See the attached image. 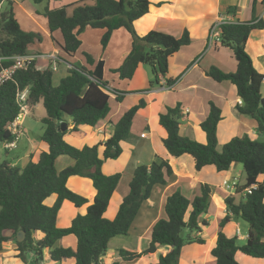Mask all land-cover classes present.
Instances as JSON below:
<instances>
[{"label":"trees","instance_id":"obj_1","mask_svg":"<svg viewBox=\"0 0 264 264\" xmlns=\"http://www.w3.org/2000/svg\"><path fill=\"white\" fill-rule=\"evenodd\" d=\"M32 1L39 5L49 0ZM256 5L257 0H254L252 21L220 26L221 45L233 52L236 71L225 73L211 67L205 74L218 83L230 82L236 88L237 97L242 101L236 109L256 121L258 138L252 139L248 134L235 137L219 151L217 130L223 120L219 107L210 103L209 115L200 125L206 137L204 144L181 135L183 113L179 104L167 108L158 118L167 158L156 159L150 165L140 164L134 169L129 192L113 220L108 219L106 213L122 174L105 175L102 166L122 155L121 142L131 137L135 116L146 103L141 101L128 110L105 142L79 149L65 141L68 129L59 130L60 124L72 120L75 125L70 131L77 133L82 127L99 128L109 118L111 97L105 92L109 84L104 80L102 60L95 62L91 55L85 54L87 65L94 69L73 65L56 87L53 85L54 72L39 69L36 60H31L0 85V146L12 143L17 137L11 126L21 115L18 94L26 90L29 109L42 104L46 111L42 119L44 134L39 139L47 145V150L40 151L37 160L31 159L25 167L13 165L8 160L0 163V252L4 244L13 242L17 247L16 257L27 264H43L45 252L49 253L52 264L69 260L75 264H101L109 242L115 237L129 236L138 213L151 198L153 190L168 184L173 176L169 159L188 156L196 173L207 166H214L218 173L227 172L233 165H242L245 173V184L236 187L235 195L223 196L228 213L220 222V231L210 251L215 264H241L238 253L264 260V141L261 140L264 137V96L261 92L264 75L255 69L246 51L252 31L264 29V23L256 17ZM149 7V0H82L68 7L45 9L44 16L51 34H61L62 43L57 46L69 57L80 49V36L87 28L104 32L103 49L114 32L128 31L132 37L131 50L112 73L121 81H131L139 66H147L158 84L160 78H166L169 73L170 58L192 40L187 30L179 38L157 30L139 36L134 23L149 12ZM38 40H41L40 34L21 28L13 4L7 0L6 8L0 13V58L31 56L29 48ZM60 61H63L62 57ZM13 65V61L2 62L0 72ZM173 82L169 79L168 85ZM117 100H121V96L117 95ZM5 154L10 152L6 149ZM61 156L69 157L74 164L58 172L56 161ZM73 177L92 182L96 191L92 202L69 188V180ZM211 194L210 185L201 184L192 199L180 190L169 195L164 205L165 218L152 227L148 249L140 254L120 250L122 261L131 263L166 247L169 251L160 256L158 264H179L185 246L205 244L198 235L208 226L204 217L212 203ZM52 196L56 197L55 203L48 206L46 201ZM235 196H241L239 203L235 202ZM65 202L78 209L87 206V209L85 213H78L69 227L62 228L58 225V217ZM231 216H237L249 225L246 243L242 246L238 245L237 237H229L224 232ZM22 231L26 237L23 242H18V233ZM71 236L77 240L74 248L62 244ZM27 254L32 255L30 261H27Z\"/></svg>","mask_w":264,"mask_h":264},{"label":"crops","instance_id":"obj_2","mask_svg":"<svg viewBox=\"0 0 264 264\" xmlns=\"http://www.w3.org/2000/svg\"><path fill=\"white\" fill-rule=\"evenodd\" d=\"M80 1H71V4ZM11 2L14 12L19 11V15L26 21L25 29L20 24L21 28L26 32H34L41 36V40H38L30 46L29 51L33 54L30 58L57 53L59 58H63V61L58 63L57 70L53 72L59 73L61 69H64L62 71L65 77L68 75V70L77 63L90 70L94 69L93 66L90 67L87 65L85 54L91 55L95 62L101 60L104 62V80L108 82L109 87L113 91H116V95L111 97L110 101L111 112L109 118L101 127L81 128L83 131L81 134L82 140L77 148L81 149L85 145L94 146L105 142L111 137L119 119L128 110L136 106L135 104L138 98H145L148 101L145 106L146 109L141 114L143 128L147 132V134L141 133V144L135 142L130 144L125 143L122 148V155L118 159L104 162L102 166V172L105 175H113L120 172L125 174L113 196L115 200L112 198L110 202L106 213L108 219L113 220L116 217L119 204H121L124 197L128 194L129 183L134 169L140 164L150 165L156 159L167 158V154L162 145L164 133L158 121L159 115L166 113L167 108L175 107L178 104L181 106L183 113L180 130L181 135L202 144L206 143V137L200 125L209 115L210 103H214L219 107L223 115V120L218 125V139L220 138V127L226 123L227 117L232 122L229 128L223 129V133L227 137L234 138L248 134L252 139L258 138V125L256 121L250 117L241 115L236 109V105H240L239 102L241 101L237 97L236 88L230 82L218 83L205 74V70L211 67H217L225 73H233L236 71L237 61L230 49L223 47L221 43L208 47L209 33L215 22L221 18H225L230 22L252 21L254 0H149V12L134 23L135 31L139 36H145L150 31L157 30L179 38L187 30L192 40L190 45L183 47L170 58L169 73L163 79L167 83L169 79L174 82L169 85V90L163 91L159 89L160 83L152 86L144 66H139L131 81H121L117 75L112 73L113 70L118 69L122 65L131 50L132 37L128 31L121 29L114 32L108 46L103 50L101 38L104 32L87 28L80 36L82 41L80 49L73 57H69L57 46V43H62L61 34L59 32L51 34L47 19L42 13L34 11L35 14H31L26 11L24 8L26 4L25 0H11ZM4 6H7V0H0V8ZM230 12L233 13L231 14ZM256 12L258 20L264 23V0H257ZM246 51L251 57L255 69L264 75V29L252 31L246 44ZM39 60H43L42 65ZM36 62L39 69L52 70L50 62L47 59L36 58ZM117 95L121 96V100H117ZM28 110L24 116L26 118L33 115L36 111L42 116L41 119L46 116V111L42 104L37 105L33 109H29L28 107ZM136 116L133 125L137 131L140 123L137 122ZM67 124V133H69L75 124L70 119ZM17 145L14 149H17ZM5 147L6 145L3 147L6 150L7 148ZM124 147L125 149H132L133 154L131 155L130 152L125 154L123 151ZM14 149L7 150L11 154ZM43 150H47L45 143L37 150V158L40 151ZM101 152L102 149L100 151V156L102 157ZM30 158L36 160V157H33V155ZM57 161H60L59 163L61 164L60 171L74 164L73 160L70 159L61 158V160L57 159ZM169 164L172 168L173 176L169 179L166 186H157L153 190L151 198L144 203L132 225L131 231L137 219L142 217L141 224L146 226L145 230L143 232L133 233L130 231L129 233V236L135 233V237H138L139 244L132 247L127 240H124L125 238H120L122 240H111L108 245L107 254L101 259V264H158L159 256L167 254L169 248H160L155 254L150 255L151 257L145 255L131 263L122 261L120 250L127 249L140 254L148 249L151 242V229L158 220L163 218L164 205L167 197L174 192L172 190H180L187 198L192 199L201 184H208L212 188V203L208 214L204 217L208 226L204 227L198 235L205 241V244L194 243L185 246L179 264H215V260L211 256L210 251L220 231V221L228 213L223 196L225 194L233 196L236 190H229L224 185V182H229L227 177H223V183L220 185V173L216 171L214 166H207L200 173H196L194 171V163L188 156L179 159L171 158L169 159ZM235 169H237V166L233 165L226 173L229 174ZM231 183L233 184L235 182L231 181ZM89 185H92L89 179L73 177L69 180V188L73 192L77 194L88 192V199L92 202L96 191L94 188L92 190ZM237 186L242 185L237 183ZM159 206L162 210L158 212ZM63 209L71 212L74 219L78 213H85L87 206L78 209L72 203L65 202L59 213L58 221L61 218ZM154 211H156L155 214ZM247 230L249 231V229ZM237 234H240V229L237 230ZM247 236L248 233L245 236H238V239L246 241ZM76 242L77 240L71 236L64 239L62 244L74 248ZM16 248L13 242L4 244L3 251L0 252V264H6L4 258L11 260L12 258L10 257H16ZM12 254L13 256H11ZM2 256L4 257L2 258ZM243 257H237L241 264L258 263L250 260L253 258L245 255ZM43 264H52L49 260L48 252L44 254ZM63 264H75V262L69 260L64 261Z\"/></svg>","mask_w":264,"mask_h":264},{"label":"rangeland","instance_id":"obj_3","mask_svg":"<svg viewBox=\"0 0 264 264\" xmlns=\"http://www.w3.org/2000/svg\"><path fill=\"white\" fill-rule=\"evenodd\" d=\"M71 1H77V0H49V1H46V2L39 4V5L35 4L32 0H25L26 4H25L24 8L26 11H28L31 14H33V13L35 14L34 11H38L39 13H42L44 15L45 9H51L52 10V9L61 8V7H68L71 5ZM5 8H6V6L0 8V13L3 12ZM15 16H16V19L18 20L19 24H21V26L25 29L26 21L24 20V18L21 15H19V11L15 12ZM95 32H97V31H95ZM39 61H40V64L42 65L43 60H39ZM75 65H78V63ZM62 66H64V65L62 64ZM144 68L148 74V77H149L150 82L152 83V86H155L156 84L154 82V77L152 75L151 69L147 66H144ZM62 70H64V69H61L59 73L55 72L53 75L54 87L58 86L61 82V79L65 77V76H63L64 73ZM261 92H262V95L264 96V85L262 86ZM129 100H131V99H129ZM141 101H143L144 103L148 102L145 98H138L135 105H138L139 102H141ZM144 109H146V107H143L141 110H139L138 115L136 116V120H138L137 122L140 123V127L137 128L138 130L136 131L134 129V125H133L132 131H131V137L127 141H124L121 143L122 148L125 145V143L130 144L132 142H135V143L141 144V141H140L141 140L140 139L141 133L147 134V132L143 128V119H141V114L144 111ZM41 118H42V116L40 115V113L38 111H36L33 115L29 116L28 118H26L24 116H22L20 118L19 122H20L21 126L17 127L18 134L20 136V139H19L18 145H17V149H14L13 152H11V154L6 155L5 149L3 148V146H0V163H3L5 160H8V161H11L16 166L25 167L31 161V158H30L31 155H33V157H36V160H37V153H38L37 150L44 143L43 141H41L39 139V137L44 134V128H45L43 123H42ZM231 124H232L231 119L227 117L226 123H224L222 125V127H220V134H219L220 138L218 139L219 145H220L219 151L221 149V146L230 143L232 141V139L235 138V137L229 138L226 136V134L223 133L224 132L223 129L229 128ZM82 132H83L82 130H80L77 133L69 132L65 135L64 139L67 143H69L73 147L77 148L80 145V142L82 140V136H81ZM244 135L245 134H243L241 137H243ZM261 140L264 141V137ZM33 148H35V149H33ZM123 151L125 154H127V152H130L131 155L133 154V150L129 149V148L125 149V147H124ZM61 158L67 159V160L70 159L69 157L64 156V157L58 158V160H61ZM125 158H127V157H125ZM36 160L33 159V161H36ZM70 160H72V159H70ZM59 162L60 161L56 162V169L58 172H60V169H61V164ZM236 166H237V169H235L234 171H231V173H229V174L226 172L220 173V185H222L223 180L226 177L228 178L229 184H232L231 181H233L235 183H240L241 185L245 184V173H244L243 167H242V165H236ZM120 173L122 174V177L125 176V174L123 172H120ZM89 186L93 190L92 185H89ZM172 191L175 192V190H172ZM87 193L88 192H84V193L81 192L79 195L88 198L89 194H87ZM55 200H56V197L52 196L51 198H49L46 201V204L48 206H52L55 203ZM113 200H115V198ZM240 201H241V196H235V202L239 203ZM160 210H162V209L159 206L157 211L159 212ZM155 213H156V211H154V214ZM72 216L73 215L71 212H69L67 209H63L61 218L58 221L59 225L63 228L68 227L70 225L71 220L73 219ZM222 217H224V216H222ZM141 218L142 217H139V219H137V221L135 222L134 228L131 231L132 233L133 232H143L145 230L146 226L141 224V222H142ZM164 218H165V212L163 211V219ZM230 218L231 219H230L229 223L226 225V227L224 229L225 234L229 237H237V239H238V236L247 235V233H248L247 229H249L248 223H246L245 221H243L241 218H239L237 216H231ZM238 229H240L239 235L237 234ZM120 238H125L124 240H127L128 243H130V245H132V247H135L136 245L139 244L138 243V237H135V233H134V235H130L129 237H115L112 240H117V239L122 240ZM237 243H238V245L242 246L246 243V241L238 239ZM11 256H13V254ZM160 256H159V258H160ZM239 256L241 258H244L243 257L244 255H242L241 253L237 254V257H239ZM3 257L4 256H2V258ZM149 257H151V256H149ZM10 258H12V259L9 260V258H7V259L4 258L6 264H12V263H14V264H27V262H25L24 260H22L20 258H17V257H14V258L10 257ZM28 260L29 261L31 260V256L29 254H27V261ZM250 260H253L254 262H258L257 264H264L263 263L264 260H257V259L256 260L250 259Z\"/></svg>","mask_w":264,"mask_h":264},{"label":"built area","instance_id":"obj_4","mask_svg":"<svg viewBox=\"0 0 264 264\" xmlns=\"http://www.w3.org/2000/svg\"><path fill=\"white\" fill-rule=\"evenodd\" d=\"M229 22L230 21L225 19V18L218 19L215 22V24L212 26L210 33H209L208 47H212L218 43H221L220 26L224 23H229ZM30 57L31 56H27V57L17 56V57H12V58L1 57L0 58V64L4 61H13L14 65L9 67V68H5L0 72V85H2L4 82L11 79L12 75L14 74V72L16 70L25 68L29 61L36 60V58L47 59L50 62V65H51L53 71L57 70L58 63L60 62V59H59L57 53H50L48 55L36 56L35 58H30ZM159 89H160V91L170 89V86L168 85V83L163 78H160ZM105 92L107 94H109L110 97H114L116 95V93L110 87H106ZM27 97H28V90L18 94L17 102L21 108V115L11 126L13 133L17 137H16L15 141L6 145V148L9 150L16 148V145L20 139L17 127L21 126V124L19 122L20 118L27 114V110H28V106L26 103ZM239 104L242 105V102L240 101ZM142 137H144V135H142ZM224 185L227 186L229 190H236L237 183H233V184L229 185L227 182H224ZM250 191L251 190H248V192H250ZM238 233H239V231H238Z\"/></svg>","mask_w":264,"mask_h":264},{"label":"water","instance_id":"obj_5","mask_svg":"<svg viewBox=\"0 0 264 264\" xmlns=\"http://www.w3.org/2000/svg\"><path fill=\"white\" fill-rule=\"evenodd\" d=\"M67 129H68V125L67 124H65V123L60 124V129L59 130L66 131ZM25 237H26V233L24 231L19 232L18 233V237H17V241L18 242H23Z\"/></svg>","mask_w":264,"mask_h":264}]
</instances>
